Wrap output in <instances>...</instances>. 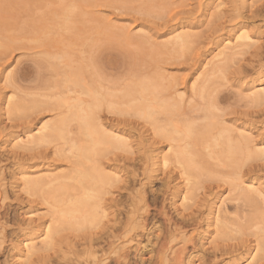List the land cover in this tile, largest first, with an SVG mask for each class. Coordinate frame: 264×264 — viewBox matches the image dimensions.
I'll use <instances>...</instances> for the list:
<instances>
[{"label":"rangeland","instance_id":"rangeland-1","mask_svg":"<svg viewBox=\"0 0 264 264\" xmlns=\"http://www.w3.org/2000/svg\"><path fill=\"white\" fill-rule=\"evenodd\" d=\"M110 263L264 264V0H0V264Z\"/></svg>","mask_w":264,"mask_h":264},{"label":"bare ground","instance_id":"bare-ground-1","mask_svg":"<svg viewBox=\"0 0 264 264\" xmlns=\"http://www.w3.org/2000/svg\"><path fill=\"white\" fill-rule=\"evenodd\" d=\"M242 41V40H241ZM228 45H229V43H228ZM260 87V86H259ZM176 131V130H175ZM176 133H177V131H176ZM27 135V134H26ZM77 136V135H76ZM24 140V139H23ZM70 141V140H69ZM109 142H110V140H109ZM111 143V142H110ZM97 144V143H96ZM115 146V145H114ZM253 184V183H252ZM221 215V214H220ZM213 216V215H212ZM47 231V230H46ZM24 244V243H23ZM23 246V245H22ZM26 248H27V250L28 251H31V246L30 245H26L25 246ZM262 247V246H261ZM261 249V248H260ZM24 250V249H23ZM98 252V251H97ZM254 252V251H253ZM256 260V254H255V256L253 257V259H252V262H254ZM106 261V260H105ZM111 264V263H110ZM113 264V263H112Z\"/></svg>","mask_w":264,"mask_h":264}]
</instances>
